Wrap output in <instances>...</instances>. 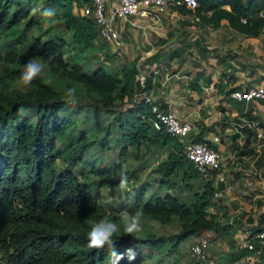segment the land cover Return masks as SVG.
Segmentation results:
<instances>
[{
  "label": "trees",
  "instance_id": "trees-1",
  "mask_svg": "<svg viewBox=\"0 0 264 264\" xmlns=\"http://www.w3.org/2000/svg\"><path fill=\"white\" fill-rule=\"evenodd\" d=\"M33 1L0 0V264H111L110 249L87 247L86 234L101 219L117 223L112 240L118 252L128 247L137 252L135 260L125 257L119 264H165L162 245L168 254L184 253L186 243L206 229L235 244L232 234L240 225L228 224L229 211L217 205L213 180H205L184 154V160L175 158L168 144L179 137L156 129L150 105L133 101L139 77L136 81L128 67L116 75L92 65L100 33L93 19L81 14V0L78 14L73 0H39L34 13L54 9L55 15L28 46L50 74L41 73L28 86L19 83L26 55L18 36L23 20L25 26L38 23L29 17ZM197 1L192 10L176 8L248 35L264 28V0ZM73 43L66 55L64 48ZM54 79L84 85L85 93L69 98V89ZM134 151L141 154L138 161ZM176 167L181 178L167 191ZM122 170L130 184L124 193L116 177ZM194 183L202 184L200 191ZM119 210L142 214L138 240L124 232ZM151 224L170 226L158 232Z\"/></svg>",
  "mask_w": 264,
  "mask_h": 264
},
{
  "label": "crops",
  "instance_id": "crops-1",
  "mask_svg": "<svg viewBox=\"0 0 264 264\" xmlns=\"http://www.w3.org/2000/svg\"><path fill=\"white\" fill-rule=\"evenodd\" d=\"M165 14L163 15L166 17L165 20H161L157 25L148 26L152 30L147 29L146 36L142 35V39H147L150 34H153L151 35V49L140 48L141 54H151L150 60L153 59L148 62L150 66L153 65V68L149 72L150 87L146 93L161 109L172 111L179 118L189 121L192 125L191 135L193 137L209 142L211 146L220 151L225 179L220 181L218 186L222 194L229 197L233 195V192L243 190L237 188L240 182L238 178L240 172L236 171L237 163L250 164L244 169L250 171L254 169L253 173L256 174L255 160L264 159V104L238 101L230 97L229 93L232 88L236 89L234 87L239 88L249 83L264 81V75L257 77L255 81H240L228 79L219 71L217 74H211L213 80L208 82L209 78L205 74L211 71L216 72L218 69L209 65V62L214 63L213 59L206 54V47L210 45H205V47L201 45L207 41V33L192 29L191 25H200L204 29L231 27L224 24L225 22L219 26L203 23L194 12L179 10L175 7L169 8ZM138 20L144 21L141 18ZM144 22L147 26L146 21ZM234 34L244 33L236 31ZM167 37L171 42H165L166 45L164 43L161 46L159 42L167 40ZM247 37L253 38V35ZM142 43L144 44L143 41ZM193 80L197 83L191 89L189 83ZM215 173L213 172L212 175L213 184L217 178ZM257 179L254 177L255 181H259ZM261 190L260 197L264 196V190ZM237 197L241 196H230L229 199ZM229 199L224 202L227 207L230 205ZM238 201L242 202L239 199ZM249 207L256 209V202L238 205L234 211L228 210L230 214L228 224L234 228L243 225L238 226L234 232L236 243L229 255L232 264H264V244L254 240V248L239 246L240 240L251 232L247 227L250 224L247 222ZM208 211L215 213V209L211 206L208 207ZM217 220L222 221V218L218 216ZM219 238L228 247L230 246L228 240ZM256 244L258 247H255ZM221 251L225 254L226 249L223 244Z\"/></svg>",
  "mask_w": 264,
  "mask_h": 264
},
{
  "label": "rangeland",
  "instance_id": "rangeland-1",
  "mask_svg": "<svg viewBox=\"0 0 264 264\" xmlns=\"http://www.w3.org/2000/svg\"><path fill=\"white\" fill-rule=\"evenodd\" d=\"M40 5L39 0H35L31 3V14H29V17H33L34 19L38 20V23L35 24L33 27L31 26H25L23 20L21 22V32L18 36L19 39V46L23 47V53L26 55L25 63L29 61L30 59L36 60L35 57H32L33 51L29 50L28 43L30 41V38L36 36L40 32V28H45L46 25L50 24L52 22L53 18H44L39 13H34L35 9H38ZM72 11L74 14H78L79 7L77 6L76 0H73L72 3ZM194 11H191V13ZM166 15V14H165ZM166 17H163L162 20H165ZM146 21V19H142ZM141 20H137L136 23L138 25H131L129 23H124L121 27V31L125 34L123 37V44L120 47H114L109 42H106L103 38L100 37V35L95 36V47H96V53L95 57H91L93 59L92 65L98 66L100 65L103 67L106 71L112 72L116 75H121L123 73L122 69L123 67H128L134 71L135 74V80H138L139 73L143 72L145 74L149 73L151 69L153 68V65L148 64V62L152 61L151 54H141L142 48L143 50H150L151 49V35L147 39H142V35L146 36L145 31L148 29V31L152 30L150 29L151 25L145 26V22ZM143 23V24H142ZM191 23V22H190ZM193 23V22H192ZM195 24H197L194 21ZM202 25V24H201ZM150 26V27H148ZM223 26V25H222ZM192 29H199L202 30L206 34L207 41L205 44L201 45H210V47H206V54L209 55V58L213 59L214 63H210L214 68H217L218 70L216 72L211 71L208 74H205V76H208L210 82L213 80V77L211 74H217L219 72L221 75H226V78L232 79V80H240V81H255L257 77L264 75V28L260 30L259 33L256 35H253V38H248L246 34H234L233 29L229 27H220V28H212V29H204V27H200V25H191ZM73 29L71 28V31ZM68 34H71L68 33ZM156 35V34H155ZM141 44H139L140 42ZM144 42V44L142 43ZM238 41V42H237ZM171 42L169 38L167 37V40L159 42L161 46H163L164 43ZM165 43V45H166ZM73 45L75 43L71 44L70 48H64V51L66 55L72 54ZM200 45V47H202ZM205 50V49H204ZM209 51V52H208ZM211 51V52H210ZM214 55V57H213ZM221 57V58H220ZM38 61V60H36ZM39 62V61H38ZM43 74H50L48 73L47 69L42 72ZM219 74V75H220ZM55 82L60 87H67V89H75L78 93H85V87L81 84H66V81L63 79L56 80ZM19 81V79H18ZM138 83V82H137ZM197 82L195 80L190 81L189 86L191 89H193V86L196 85ZM18 85V83H17ZM233 85V84H232ZM12 86H15V82L12 83ZM234 87V86H233ZM136 98V95H135ZM199 100V98H197ZM147 120V118H144ZM180 139H176V141H171V144H168L169 149H175V158L183 159L182 157V148L180 147ZM177 143L176 145H174ZM143 145V144H142ZM133 147L127 145V150L131 151ZM142 153V150H141ZM157 154V153H156ZM132 156L134 157V161H138L141 154L140 152L132 153ZM157 159V157L155 158ZM253 163V161H252ZM250 164L239 162L237 163L236 171H239L240 174L238 176L239 178V190L236 192H233V195H240L241 197H237L235 199H229V197H225L224 194L221 193V195L214 194V198L217 201V205H224V202L229 199L230 205L226 208L230 211H234L238 207V205H244L255 203L257 204L256 209H253L252 207H249V214H248V220L250 224L247 225L248 229L251 232H255L261 225V223L264 221V196L260 197L259 195L262 194V190H264V159L255 160V165L257 166V173L254 174L253 170L244 169L246 166ZM151 168V165L146 166L144 168V171H149ZM241 169V170H239ZM175 173L171 175V178L167 182V191H172L170 188V184L172 182H176L181 178V172L178 171V167L174 170ZM204 177V176H203ZM254 177L258 178L255 181ZM187 179V178H186ZM205 179V177H204ZM201 183H194L193 189H200L201 190ZM130 187V184H128V189ZM236 188V189H237ZM199 190V191H200ZM109 191L111 194L115 192L112 188H109ZM248 193H244V192ZM124 193V190H122ZM98 195L102 196L101 191H99ZM242 200V202L238 201ZM234 200V202H233ZM107 203V202H106ZM237 205V207L235 206ZM231 207V208H230ZM215 209V208H213ZM256 211V212H253ZM124 210H119V213H124ZM235 213V212H234ZM222 218V216H220ZM230 217V214H229ZM229 220V219H228ZM223 221V220H222ZM170 225H158V224H151L149 227L155 228L158 232H164L168 230V227ZM243 225H240V227ZM244 231V230H243ZM220 236L216 234L214 229H206L203 231L200 235L194 236L192 239L193 242L190 244L185 245L184 247V253L179 254H168L169 249L167 245H162L159 248V254H164L162 261L165 264H174L176 261H182L183 263H190V264H196L195 257L192 255L190 247L194 243V241L198 240L199 238L205 239L207 242V246L205 247V252L216 260L218 264H232L231 257L229 258V255L232 250H234V243L233 245L230 243V246L224 244L220 238ZM233 242L235 241V236L232 234ZM219 244H217V242ZM226 249L225 254L221 251V247ZM226 247H225V246ZM211 250V251H209ZM220 252V253H219ZM227 252V253H226ZM165 255L167 257V262L165 261ZM232 255V254H231ZM4 256V253L0 251V258Z\"/></svg>",
  "mask_w": 264,
  "mask_h": 264
},
{
  "label": "built area",
  "instance_id": "built-area-1",
  "mask_svg": "<svg viewBox=\"0 0 264 264\" xmlns=\"http://www.w3.org/2000/svg\"><path fill=\"white\" fill-rule=\"evenodd\" d=\"M81 2V14L91 17L99 28L100 36L114 47H120L123 44L124 37L121 27L125 22L138 25L136 21L141 18L146 19L147 25H157L171 7L184 6L192 10L198 5L197 0H81ZM148 77L149 73L145 74L144 71L139 73V87L134 91L133 101L143 99L150 105V110L154 115L153 126L179 137L185 159L189 160L194 168L203 172L205 180H211L213 172H216L217 178L213 184L216 188L214 194L221 195L222 191L218 183L225 178L220 151L207 141L195 139L191 135L192 125L189 121L179 118L172 111L161 109L152 101L146 93ZM229 95L238 101L264 104V81L249 83L233 89ZM254 240L264 244V221L258 230L249 232L243 237L239 246L254 248ZM207 245L206 240L202 238L191 245L190 250L195 257L196 264H218L204 251Z\"/></svg>",
  "mask_w": 264,
  "mask_h": 264
},
{
  "label": "clouds",
  "instance_id": "clouds-1",
  "mask_svg": "<svg viewBox=\"0 0 264 264\" xmlns=\"http://www.w3.org/2000/svg\"><path fill=\"white\" fill-rule=\"evenodd\" d=\"M55 15L54 9H44L41 12V16L48 19ZM45 70V64L38 62L36 60L30 59L25 63L23 69L21 70L19 83L24 86H28ZM75 95V89L67 90V97L72 98ZM70 102H72L70 100ZM119 178L118 187L121 190L128 189V176L126 171H119L117 176ZM141 213L137 212L135 214H129L127 212L122 213L119 216V220L123 225L124 232L127 235L132 236L134 239L138 240V233L142 231L141 224ZM118 231V225L114 221L107 219H101L99 221H94L90 227V230L86 234L87 247L89 249L103 250L108 248L111 250V264H119V261L125 257L129 261L136 259L137 252L133 247H128L124 252H118L116 250L115 244L112 240L113 235Z\"/></svg>",
  "mask_w": 264,
  "mask_h": 264
}]
</instances>
